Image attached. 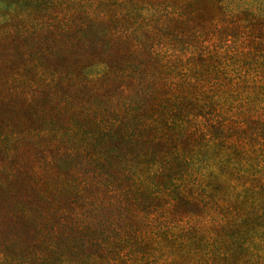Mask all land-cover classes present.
<instances>
[{"label": "trees", "instance_id": "1", "mask_svg": "<svg viewBox=\"0 0 264 264\" xmlns=\"http://www.w3.org/2000/svg\"><path fill=\"white\" fill-rule=\"evenodd\" d=\"M0 264H264V0H0Z\"/></svg>", "mask_w": 264, "mask_h": 264}]
</instances>
